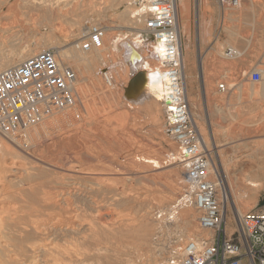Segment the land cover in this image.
<instances>
[{
    "label": "rangeland",
    "instance_id": "obj_1",
    "mask_svg": "<svg viewBox=\"0 0 264 264\" xmlns=\"http://www.w3.org/2000/svg\"><path fill=\"white\" fill-rule=\"evenodd\" d=\"M4 1L0 0V4H2L0 5V43L3 41L1 36L6 38L8 42L7 45H2L3 49L1 48L2 50L0 53H8L11 49L20 51V49L23 48L22 51H24L27 56L25 58H20V62L34 55L42 48H46L43 47V45L33 41L38 40L37 33L51 34L54 38H56V40H58L60 43L59 45L64 46V49H70L69 47L73 45L72 42L80 38V36L77 38L73 37V34L75 33L73 25L74 18L78 14H80L81 17H86V19L90 21V25L101 24L105 27V29L108 28L106 36H111L112 33L115 35L116 33L120 35L121 38L122 34H128L130 36V34L134 33V30L130 29V26H127L128 24L124 23V21L119 22L118 15L121 13V11H123L124 5L119 2L116 3L113 0H94L95 5L93 7H88L86 0H66V3L69 2L72 4V6L78 3V6L71 8V6L66 5L63 10H68L71 8L72 13H67L62 18L60 15H58L45 22L38 20L34 13L26 14L27 11L22 7L21 3L26 0ZM198 1L202 2L204 5V20L206 23L209 22V26L211 27L210 39L202 45L203 50L201 48L202 55L205 57L206 70L204 75L206 79V99L203 94V85L199 71V54L197 50L198 47L196 39L197 26L194 25L193 21L191 20V18L194 16L192 13H190L187 14L188 21L183 25L182 28V30L185 32V35L182 39H184L190 45V47L186 46V65L188 70V87L190 93V101L188 105L190 114L192 113L196 116V119L194 118L196 122L194 123H196V126L199 127H197L198 130L200 129L202 131V134L200 133L202 138L204 137L206 141L208 140L207 143L209 150H212L211 152H213L211 153L212 162L215 163L216 161L215 151L219 149L224 150L223 158L225 159L226 163L229 162L228 164H230L226 175L231 179L235 192L239 194L245 193L244 199L241 202H243V204L247 203L246 206L248 209H242V214L247 212H264V169L259 173H256V175L255 173L248 174L239 171L240 168H243L249 163L252 165L264 166V156H260L261 158H259V156L256 157L254 154H252L253 152L251 150H246L241 146L242 144H250L252 141L264 143V120L257 124L243 122L246 117H249V115H256V119L259 120L263 118L264 114V95H260L258 92L250 93L251 87L249 90L247 86V82L249 81V73L252 70H258L262 74V81L254 84L257 90H260L262 82H264V0H240V4L234 8L229 7L226 4L225 6H221L220 0ZM3 2L8 6H11L13 3H18L11 12H6V5H4ZM15 8H17L18 12ZM116 14L118 15L116 16ZM107 19L109 23L107 22ZM91 20L95 21L92 22ZM33 24H35V27L38 26L39 28L32 29L31 27ZM228 26L231 31L234 29V27L239 26L238 28L240 37L236 38L234 46L239 52L240 56L233 59L224 58L217 53L219 50V52L221 51L220 53H222V55L226 56L227 51H231L232 41L228 40V37L225 33V28ZM127 30L132 32H128ZM144 37L145 36H143V38ZM218 42H221L220 44L223 45L221 49L218 47ZM56 46L50 47H55L57 49ZM118 50L119 48L111 51L106 50V59L110 60V57L113 56L115 57L114 60L121 59L123 57L122 51L120 52V50ZM107 51L111 53H108ZM107 55L109 57H107ZM117 55L119 58H117ZM64 64L71 67L76 73V103L72 108L65 110V112H68V115L64 116V119L59 124V126L53 130H46L48 133L41 134L42 137L40 135L36 137L37 139H35L36 142L34 145H41V147L34 150L38 146H33V144L29 141L27 142V140H24L25 142L22 140V143L20 142L18 144H12L0 135V139H2V141L5 143L4 144L0 140V144L6 145L11 150L12 154H15L16 156L8 155L9 157H7L5 155L6 158L3 156L5 160H11L10 162L14 164L13 167L15 173H10V175L13 176L15 181L14 184L13 182L10 184L7 183L8 185L6 184L4 188L5 190L3 189V191L0 192V207L2 206L0 208V212L2 211L0 213V217L5 218L7 216L17 220L20 223H27L28 225H32L33 223L42 226V228L53 226V228L56 229V234H50L49 243H51V246L56 247L57 251L59 250L62 252L64 250L62 248H69L70 243L73 246H76L77 242H74L76 240L82 243L81 239L86 236L82 234L78 236V238L73 239L64 237L63 233L58 230L60 228L63 230L68 228L69 223H71L70 221L72 220L66 216L67 214L64 215L62 211L60 212L50 208L47 209V206L45 205L46 202L40 203L39 201L40 199L42 200V197L44 199L47 194H54L55 192L63 191L64 186H66L65 188H68L69 191L84 193L82 195L93 196V198H95L94 200L100 199V201L102 200L100 195L104 190H110L114 193L116 192L119 196L126 194L133 199L132 202L126 205L117 204L115 206H110L108 205L110 202H106L103 199L105 206L107 207H104V209L100 210L101 217L96 218L97 223L95 227L88 226L90 220L89 216L91 214V211L88 207V202L79 201L80 203L78 208L80 211L78 210V214H81L83 218H79L78 220L82 226L77 227L76 229H79L81 232H86V235H89V230L94 228V230H97V228H104V230L111 228L117 230L121 225H130L132 229L129 234L112 232L108 233L109 237L107 238L103 234L98 233L96 239L99 240L100 243L106 241L105 239L107 238L108 241H110L113 245L111 249L112 251L109 253V263L125 264L124 262L130 261L131 264H167V260L175 253L172 251V247L175 246V239L178 234L175 233L176 229H174V227L168 228L167 225H165L166 221L164 220V217H169V212L165 207V201L162 203L161 199L165 197L166 200V198L169 197L164 192V184L173 179L174 173L179 172V170H174L175 172L173 170L170 172L159 171L161 172V175L153 177H150L148 173L146 174V172H143L144 176L134 173V170L139 169L141 164L148 166L142 162L139 164L140 159L160 156V162L163 163V161L165 162L167 160L164 158L165 153L169 151L166 143H170V140L164 134V113L161 104L158 102L155 104L156 106H153V104L145 98H143L145 103L141 102V104L139 103L140 105L135 104L133 101H127L122 96V92L120 90L122 83L126 82L129 77V72H124V70H127L124 67L120 69L121 73L117 74L112 71L113 74L111 75L115 76L118 85L113 82L112 86L108 88V86L106 87L104 81L102 80L103 77L100 78L101 86L106 90L113 91L115 93L114 97L117 99V101H119L125 109L129 110H126L128 112L126 117V120H128L126 122L128 123H125V128L122 132L119 130L120 121L118 115L116 117V114L112 110V105L110 106V109L108 106L110 104L106 103L107 97L100 96L96 92L94 85H92V81H90V74L85 73L83 68H77L70 62L64 61ZM4 69L6 68L1 67L0 71ZM110 70L111 69L108 71ZM103 72L106 71L102 70V73ZM102 73L99 75V77L102 76ZM124 75L126 77V81H122V79L125 80ZM238 83L239 85H242V87L246 85L245 89L248 88L242 94L243 98L241 101L236 100V88L233 87L234 84ZM219 84H224V91H220L218 89ZM124 91H128L127 86L124 87ZM249 93L253 96V100L251 101H249ZM132 102L134 104H132ZM152 110H156L157 112L155 114L158 119L155 123L156 125L151 123L153 120H151L152 118L150 116H154V114L151 113L154 112ZM158 111H160V113ZM71 113H73V115ZM231 116L234 119H232ZM209 122L211 125H209ZM71 125L74 127H71ZM63 126L66 128H63ZM59 128H63L62 131ZM67 128L69 133L66 130ZM55 129H59V131ZM211 131L216 132L217 141L220 143L217 148L213 147V143L210 139ZM50 133L51 136H49ZM72 134H76V136H73ZM45 135H47L46 138H44ZM51 137H60L62 140L59 141L58 139H55L56 142H53L54 144L52 143V145L49 144L51 143L49 140ZM73 138H76L77 141ZM68 140L74 147L68 142ZM171 145L174 146L173 143H171ZM237 145L241 147L235 149ZM75 146L77 148H75ZM155 149L158 151L156 150V152ZM66 150H69V152ZM158 152L161 153L159 154ZM162 153L163 156L161 155ZM72 170L75 172H89V175L86 177L90 178L91 181L90 179H87V181L85 177H76L78 175H76L75 172H70ZM144 170L146 171L147 168ZM179 174L178 176L182 177L181 173ZM7 175L9 174H6L5 176L7 177ZM167 175L172 178L170 179ZM245 175L250 177L254 176L253 178H255L257 183L260 184H258L257 187L258 190H260L258 191L256 188L255 190H257V192H255V194L251 190L248 191L247 189H244L246 182L244 181L243 177H246ZM95 177L96 179L99 178V180H101L96 182L93 180ZM235 177L241 179L236 181ZM105 180H108V182L111 181L113 184L111 183L110 185V183L105 182ZM88 182H92L93 184H89ZM11 184L15 187H12ZM96 185L101 186L98 187ZM180 185L178 186V193L174 196H170L166 202V204L176 211L180 208L179 207L177 209L175 207L182 191ZM109 186L112 187L110 188ZM145 212H149L150 216L153 219H156V221H163V225H161L162 227L154 229L151 228V233H149L145 238V241L148 243L147 246L143 243H140L139 237L132 232L138 226L139 216ZM191 212L196 218V213L193 209H191ZM105 213H109V215H106ZM91 215L94 216L95 214ZM227 215L230 217L231 212H228ZM227 222L229 224L230 221L228 220ZM195 223L196 221L194 222V225ZM66 224L68 226H66ZM231 224H233V221L230 222V225ZM55 225L59 226L56 227ZM196 231L199 230L196 228ZM110 237L112 238L110 239ZM18 241L19 243L17 244L14 241H9V250H13L15 248L13 245H16L20 249L25 247L30 249L31 245L33 246L35 243L43 245L46 242L44 239L38 241L34 238L25 241L22 239V237H20V240ZM103 245L107 246L106 244H101V246ZM50 247L47 246V248ZM14 252L9 258L12 259L11 261L14 262L13 264H20V262H24V264H29V262L31 264H98L96 261L90 260L89 257L84 255L75 257L67 254L66 252H64V254L62 253V256H59L54 252L52 255L49 254L39 258V261L36 262L31 259L32 254L29 252L22 253L21 250L20 252ZM1 255L2 253H0V264L4 263L6 259L3 256L4 254L2 256ZM102 263L104 264L105 261H102Z\"/></svg>",
    "mask_w": 264,
    "mask_h": 264
},
{
    "label": "bare ground",
    "instance_id": "obj_2",
    "mask_svg": "<svg viewBox=\"0 0 264 264\" xmlns=\"http://www.w3.org/2000/svg\"><path fill=\"white\" fill-rule=\"evenodd\" d=\"M113 1L116 2V3L117 2L122 3L124 5L123 11H121V13L119 15L116 14V16L118 15L119 22L124 21V23L128 24L127 26H130V29L134 30V33L130 34V36L128 34H124V35L122 34L121 38H120V35H118L116 33H115V35H113V33H112L111 36H106V33H105V36L103 38L102 47L100 49H93V50H91L89 52L79 51V50L75 49L74 46L69 47L70 49H64L63 48L64 46L59 45L60 43L58 42V40H56V38H54L51 34H48V33L47 34L37 33L38 40L37 41L33 40V41L38 43V44L43 45V47H46V48H42L38 52H40L42 50L55 49L56 50L55 60L57 61V63H60L63 66H67L66 64H64V61H67V62H70L73 65H75L77 68H83L85 73L90 74V76H91L90 77V81H92V85H94L96 92L100 96L107 97V102L106 103L110 104V105H108L109 107L112 105L111 107H113L112 110L116 114L115 116L117 117V115H118L119 121H120V124H119L120 125V129L119 128L118 129L123 132L124 128H125V123H128V122H126L128 120V119L126 120L127 113H128L126 110H128V109H125L123 107V105L120 104L119 101H117V99L114 97L115 93L113 91L106 90V89H104L101 86L100 78L103 77L102 80L104 81L106 87L108 86V88H110V86H112L113 82L115 84L118 83V82H116L117 79L115 78V76L111 75V74H113L112 71L114 73L118 74V73H121L120 69L124 67L125 69H127V70H124V72H126V71L129 72V77H128L127 81H126V77L124 75V79L125 80L122 79V81H126V82L122 83V86L119 84L121 86L120 90L122 92V96L127 101H130V102L133 101L137 105L139 103L141 104V102L145 101V100H143V98L149 100L153 104V106L155 104H157L158 102L161 104L162 100L164 99V95H165L164 94V89H163L165 76L163 75L164 70L162 68V64H160V57L162 55V50H163L162 48L163 47L156 39L154 40L153 37H151L149 35H146L145 25H144V17L142 16V13L140 14V10H139L138 6L135 4L136 0H113ZM4 2H3V4H4ZM220 2H221V0H220ZM222 2L220 3L221 6L222 5L225 6V4H226L227 6L232 7V6L229 5V3L227 1L222 0ZM17 3H13L11 6H8V5L4 4V5H6L5 6V11L6 12H11L13 10V8L15 7V5H17ZM21 3H22V7L27 11L26 14H29V13L33 14L34 13L36 15L37 19L40 20V21H43V22L48 21L50 18L56 17L58 15H60L61 18H62L67 13L68 14L72 13L71 12V8L72 7L74 8V7L78 6V3H76L74 6H72V4H70L69 2L66 3V0H26V1H23ZM86 4H87L88 7H93L95 5V1L94 0H86ZM111 4H113V3H111ZM0 5H2V4H0ZM66 5L71 6V8H69L68 10H63V8ZM194 5H195V7H194ZM203 8H204L203 3L199 2L198 0H176V13H177L176 17H177V25H178L177 29H178L179 42H180L178 51H179V57H180V62H181V66H182V78L184 79V83H185L186 98H187L188 103L190 101V97H189L190 93H189V87H188V85H189V83H188V73H187L188 70H187V65H186L187 64L186 63L187 56L185 54H183L182 51H181L182 50L181 49V39L185 35V32L182 30V28H183V25L186 24L187 21H188L187 14L192 13L194 17L191 18V20L193 21L194 25L197 26L196 39H197V44H198L197 50H198V54H199V61H198L199 62V71H200V76H201V82H202V85H203V94H204V97L206 99V79H205V75H204L205 74V70H206V68H205V57L202 55L201 48H202V45L206 41H208L210 39V28L211 27L209 26L210 23L209 22L206 23L205 20H204L205 17H204ZM15 9L17 11V8H15ZM208 9H209V7H208ZM249 9H251V8H249ZM251 11H253V10H251ZM93 13H94V11H93ZM90 18H92V17H90ZM189 18H190V15H189ZM94 21H92V22H94ZM107 22H108V19H107ZM89 23H90V21L88 19H86V17L85 18L81 17L80 14L76 15L75 18H74V24H73L74 25V29H75V33L74 34L72 33L73 37L77 38L78 36H80L79 39L84 37L86 35L87 31H88V28L91 26ZM73 25H72V27H73ZM111 25H112V23H111ZM238 27L239 26L234 27V29H232V31L229 29V26L225 28V33H226V36L228 37V40L232 41V47H231V51L230 52L227 51V55L226 56L222 55V53H220L221 51L219 52V50H218L217 53L220 56H223L224 58H230V59H233L235 57L237 58L238 56H240L239 52L237 51V49L234 46L236 38L240 37V33H239V28ZM31 28L32 29H35V28L37 29L39 27L38 26L35 27V24H33ZM4 29H6V28H4ZM107 30H108V28H106V32H107ZM0 31H1V28H0ZM128 32H132V31H128ZM49 33H50V31H49ZM143 36H145V37L143 38ZM1 39L3 41H2V43H0L1 44L0 51L3 49L2 45H5V44L7 45V42H8L7 39L2 37V36H1ZM220 43L218 42L219 49H221V47H223V45L220 44ZM56 45H59V46H56ZM50 46H56L57 49L55 47H50ZM116 48H119L120 52L122 51V56L123 57L121 59H116V60H114V58H115L114 56L110 57L111 58L110 60L106 59L105 51L106 50H109V51L116 50ZM22 50H23V48H21L20 51H18L16 49H11L8 53H6V52L5 53H3V52L0 53V68L1 67L9 68L11 66H15V65L19 64L20 63V58H25L27 56L24 53V51H22ZM202 50H203V48H202ZM109 51H107V52L111 53ZM183 51L185 52V50H183ZM186 51H187V47H186ZM107 57H109V56L107 55ZM117 58H119L118 55H117ZM109 69H111V70L108 71ZM150 69H152V70H150ZM102 70L106 71L105 72L107 74L106 77L103 76V75L101 77H99V75H101V73H102ZM154 70L157 73H154ZM261 76H262V74H261ZM121 77H123V76H121ZM254 84L255 83L251 82L250 80L247 82V86H248L249 90H250V87H251V90H250L251 92L250 93L258 92L260 95H264V82H262L260 90H257L255 88ZM117 85H115V86H117ZM125 86H127L128 91H124V87ZM233 87L236 88V100L237 101H241L242 98H243L242 94L248 88L245 89L246 85L243 86L244 87L243 88L242 85H239V83L238 84H234ZM122 89H123V91H122ZM248 97L250 99L249 101L253 100V96L251 94ZM133 102H132V104H134ZM126 104H127V102H126ZM108 106H107V109H108ZM111 107H110V109H111ZM148 109H149V107H148ZM162 109H163V107H162ZM152 111H154V110H152ZM148 112H149V110H148ZM158 112L160 113V111H158ZM237 112H239V111H237ZM151 113L154 114L153 117L150 116L152 118L151 120H153V121H151V123H154V125H156L155 123L157 122L158 119H157V116L155 114L157 112L155 110L154 112H151ZM163 113H164V111H163ZM71 114L73 115V113H71ZM66 115H68V112H65V110H61L60 112H55L54 114H52L50 117H48L47 119H45L41 123L27 128L24 131V133H23V142H25L27 140V142L29 141L30 143L33 144V146H36V145H34V143L36 142L35 139H37L36 137L38 135H40L42 137L41 134H47L48 133V131H46V130H48V129L49 130H53L54 128L59 126V124L64 119V116H66ZM164 116H165V114L163 115V120H164ZM191 117L194 120V122H196V120H195L196 116L191 113ZM232 119H234V118L232 117ZM263 120H264V114H263V118L259 119V120L256 119V115H249V117H246L243 122H247L249 124H257V123L262 122ZM234 121H236V120H234ZM241 124H243V123H241ZM209 125H211L210 122H209ZM244 125H245V123H244ZM64 127L65 126H63V128ZM71 127H74V126L71 125ZM59 129H55V130L59 131ZM62 129H60V130L62 131ZM227 129H229V128H227ZM66 130L68 131V128ZM199 131H200V133L202 132L200 129H199ZM68 133H69V131H68ZM66 135H68V134H66ZM72 135L76 136V134H72ZM161 135H159V136H161ZM46 136L47 135H45L44 138H46ZM49 136H51V133H50ZM73 136H70V137H73ZM60 137H58V138L57 137L49 138V140L51 142L49 144H52L53 142H56L57 139L59 141H61L62 139ZM210 137H211L210 139H211V141L213 143V147L217 148L218 145H220V143L217 141L216 132L215 131H211V136ZM3 138L7 139V141H9V143H12V144H18V143L21 142L20 139H16V140L15 139H11L10 140L8 138H5L4 136H3ZM76 138H78V137H76ZM70 139H72V138H70ZM0 140L2 141V139H0ZM69 140H68V142H69ZM203 140H204V143H205V147L209 150L208 143H207L208 140L206 141V139L204 137H203ZM76 141H77V139H76ZM166 141H167V139H166ZM72 142H73V140H72ZM69 143H67V144H69ZM4 144H0V192L3 191V189L5 188L7 183L10 184V183L13 182V184H14V181H15L13 179V176L10 175V173L11 174L15 173L14 172V167H13L14 164L12 162H10L11 160L8 161V160L4 159V158H6V156L9 157L8 155L15 156V154H12L11 150ZM223 144H225V143H223ZM166 145H167L169 151H171V152L168 151V152L165 153V157L164 158L167 159L165 162L164 161H163V163L160 162V160H161L160 156L153 157V158L140 159L139 160V164H140V162H142L144 164H147L148 166H144L143 164H141L142 168L140 166H138L140 168L134 170V173L144 176L143 172H146V174L148 173L150 177H153V176L161 175V172H170L172 170L173 171L174 170L175 171L179 170V172H175V171H174L175 173L173 172L174 173L173 179H171L172 177L170 178L167 175L171 180L164 184V192L169 197L166 198V200H165V197H163L161 199L162 203L165 201V205H166L165 207L167 208V210L169 212L168 213L169 217H164V220L166 221L165 225H167L168 228L169 227L170 228L174 227V229H176L175 233L178 234V236L175 239L176 240L175 241V246L172 247V251H174L175 252L174 254H176L177 252H179V248H180L179 246L184 241H188V240H191V239L210 238V233L206 232V231H203V230H200L196 223L194 225V222L196 221V218H195L194 215H192L191 209H193V208H191L189 205H184L181 202L178 203V201H177V205L175 207L177 209L179 207L180 208L176 211L175 209L173 210L172 207H170L168 204H166V202L168 201L170 196H174V195H176L178 193V186L182 183V181H181L182 177L178 176V174L179 173H181V175L183 174V169H182L181 164L178 161H175L173 159V156H174L175 151H176V145L173 144L174 146H172L171 145V141H170V143L167 142ZM37 146H36L37 148H35L34 150H36L39 147H41V145H37ZM55 146H57V145H55ZM63 146H64V144H63ZM241 146L244 149H246V150H251L253 152L252 154H254L256 157L259 156V158H261L260 156H262V157L264 156V143H261V142L259 143V142H256V141H252L250 144L249 143L248 144H242ZM241 146L237 145L235 147V149H238ZM174 147H175V151H174ZM75 148H77V147L75 146ZM32 149H33V147H32ZM166 149H164V150H166ZM156 150L157 149H155V151ZM67 152H69V150ZM70 152H72V151H70ZM211 153H213V152H211ZM161 155L163 156V153ZM215 155H216V161H215V163L213 162L214 165L213 164L212 165L214 166L213 169H214L215 175L220 180L219 183H220L221 190H222L221 198H222V204H223V212L225 213L227 221L229 220L231 222V221H233V219H234V217L236 216L237 213L242 214V209H244V208L246 209L247 208V206H246L247 203L243 204V202H241L244 199V194L245 193L239 194V193L235 192L234 191V186L232 184L231 179L226 175V172H228V170H229L230 164H228L229 162L226 163L225 159L223 158L224 150L223 149L216 150L215 151ZM3 156H5V157L3 158ZM75 157H77V156H75ZM214 159H215V157H214ZM249 159H251V158H249ZM262 160H263V158H262ZM221 164H222V166H221ZM144 167L147 168L146 171L144 170L145 169ZM217 167L219 168L220 172H219ZM27 168H30V167H27ZM164 169H166V170H164ZM263 169H264L263 165H252V164L249 163V164H246L243 168H240L239 171L242 172V173H248V174L249 173L250 174H254L255 173V175H256V173H259ZM21 171H23V170H21ZM159 171H161V172H159ZM70 172L74 173L75 171L72 170ZM75 173H76V175H78V176L75 175L78 178H84L85 177L86 180L90 179V178L86 177V176L89 175L88 174L89 172L87 173V172L76 171ZM219 173H221V174H219ZM6 174H9V175H7V177H6L5 176ZM219 175H220V177H219ZM253 177H250V176L243 177L244 181L246 182L245 185H244L245 186L244 189H247L248 191L251 190L255 194V192H257V190H258L257 187H258L259 183H257L255 178H253ZM240 179L241 178L235 177L236 181L240 180ZM93 180L97 182V181H100L101 179L99 180V178L96 179V177H95V179H93ZM90 181H91V179H90ZM105 182H108V180H105ZM88 183L90 184L92 182H88ZM102 183H104V182H102ZM108 183H110V185H111L112 182L110 181ZM68 184H70V183H68ZM123 184H124V182H123ZM96 186L99 187L101 185H96ZM12 187H15V186L12 185ZM16 187H17V185H16ZM65 187L66 186H64L63 191H58V192H55V193L53 192L54 194H47L44 199L42 197V200L40 199L39 201H40V203L41 202H46L45 205L47 206V209H49V208L50 209H55V210H58L60 212L62 211L64 215L67 214L66 216H68L70 218V220H72V221H70L71 223H69V227L66 228L65 230L60 228L58 231L63 233V236L66 237V238H69V239L78 238V236L83 234L86 237L81 239L82 243L80 241L76 240V241H74V242H77L76 246H73L70 243L69 244V248H62L64 250L62 252H60L59 250L58 251L56 250V247L51 246V243H49L50 242V239H49L50 234H53V233L56 234V229L53 228V226H51V227H47L46 226L47 228H42V226L36 225V224H33V223H32L33 226L32 225H28L27 223H20L17 220H14L13 218H9L7 216L5 218L0 217V253H2V255L4 254L3 256H4V258H6L5 262L2 263V264H13L14 262L11 261L12 259H9L11 257V254L14 251L15 252L19 251L20 252V250L22 251V253H27V252L31 253L32 254L31 259L34 262L39 261V258H41L43 256H46V255H49V254L52 255V254H54V252L57 253L59 256H62V253L64 254V252H66L67 254L75 256V257L84 255L86 257H89L90 260L96 261V263H98V264H103L102 261H105L104 264H110L109 263V260H110L109 253L112 251L111 249H112L113 245L107 239L109 237L108 233L115 232V233L129 234L131 232L132 228H131L130 225H124V226L121 225L117 230L116 229H111V228L107 229V230H104V228H101V229L97 228V230H94L95 229L94 228V229H90L89 230V232H90L89 235H86V232H81L79 229H76L77 227L82 226V224L79 223L78 220H79V218L80 219L83 218V216H81V214L80 215L78 214V210H79L78 205L80 203L79 201H83V202L87 201L88 202V204H89L88 207H89V210L91 211V214H95L94 216H92L90 214V216H89L90 220H89L88 226H91V227L94 226L95 227L96 223H97L96 218L101 217L100 210L104 209V207H107V206H105L104 200L106 202H110L108 205H110V206L114 205L115 206L117 204H123V205L129 204L130 202H132L133 199L130 198L129 196H127L126 194L122 195V196H119V195H117L116 192H115L116 193L115 194L114 192H112L110 190H106V191L104 190L101 193V195L99 194L101 196L102 200L101 201H100V199L99 200H94L95 198H93V196H85V195H82L84 193H76L74 191H69V189L65 188ZM92 188H93V186H92ZM256 188H257V190H255ZM181 190H182V186H181ZM228 212H231V216L230 217H228V215H227ZM105 214L109 215V213H105ZM162 222L163 221H161V222L160 221H156V219H153L150 216L149 212H145L144 214L139 216L138 226L132 232L135 233V235L139 237V239H140L139 242L140 243H143L144 245L147 246L148 243H147V241H145V238L147 237V235L149 233H151L150 232L151 228L154 229V228L162 227L161 226V225H163ZM67 224H66V226H68ZM57 226H59V225H57ZM196 228L199 231H196ZM98 233H101L105 237H107L105 239L106 241H104L103 243H100V241L96 239ZM20 237H22V239H24L25 241H27V240H29L31 238H34V239H37L38 241L44 239L46 242L43 245L35 243V244H33V246L31 245L30 249L29 248L27 249L26 247L20 249L16 245H13L15 248L13 250H9L10 247L8 246V242L9 241H12V242L14 241L17 244V243H19L18 240H20ZM111 238L112 237H110V239ZM3 243H5V244H3ZM101 244H106L107 246H105V245L101 246ZM47 246H49V247L51 246V247L47 248ZM124 263L125 264H131L130 261H126ZM20 264H24V262H20ZM29 264H31V263L29 262Z\"/></svg>",
    "mask_w": 264,
    "mask_h": 264
},
{
    "label": "built area",
    "instance_id": "obj_3",
    "mask_svg": "<svg viewBox=\"0 0 264 264\" xmlns=\"http://www.w3.org/2000/svg\"><path fill=\"white\" fill-rule=\"evenodd\" d=\"M225 1L232 7L240 3ZM135 4L144 17L145 32L163 47L164 134L176 145L173 159L183 169L178 203L193 208L199 229L210 233V238L183 242L167 264H264V212L237 213L233 224H228L211 151L191 117L178 51L176 0H136ZM105 33L101 24L91 25L72 46L82 52L100 49ZM55 56V49L42 50L0 71V135L22 141L27 128L75 105L76 73L57 63ZM261 78L257 70L249 73L253 83ZM218 89L224 91V84Z\"/></svg>",
    "mask_w": 264,
    "mask_h": 264
},
{
    "label": "crops",
    "instance_id": "obj_4",
    "mask_svg": "<svg viewBox=\"0 0 264 264\" xmlns=\"http://www.w3.org/2000/svg\"><path fill=\"white\" fill-rule=\"evenodd\" d=\"M183 45V46H182ZM186 46H188V47H190V45L188 44V42H186L184 39H181V51H182V53L183 54H185V55H187L186 54ZM197 46H198V44H197ZM183 50H185V52L183 51Z\"/></svg>",
    "mask_w": 264,
    "mask_h": 264
}]
</instances>
